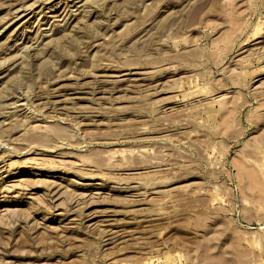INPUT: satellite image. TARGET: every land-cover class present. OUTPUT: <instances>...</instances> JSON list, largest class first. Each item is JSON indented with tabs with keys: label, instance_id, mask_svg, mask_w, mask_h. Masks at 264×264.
Segmentation results:
<instances>
[{
	"label": "rangeland",
	"instance_id": "374dc122",
	"mask_svg": "<svg viewBox=\"0 0 264 264\" xmlns=\"http://www.w3.org/2000/svg\"><path fill=\"white\" fill-rule=\"evenodd\" d=\"M0 264H264V0H0Z\"/></svg>",
	"mask_w": 264,
	"mask_h": 264
},
{
	"label": "bare ground",
	"instance_id": "6f19581e",
	"mask_svg": "<svg viewBox=\"0 0 264 264\" xmlns=\"http://www.w3.org/2000/svg\"><path fill=\"white\" fill-rule=\"evenodd\" d=\"M30 8V7H29ZM24 10V9H23Z\"/></svg>",
	"mask_w": 264,
	"mask_h": 264
}]
</instances>
